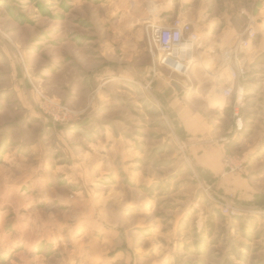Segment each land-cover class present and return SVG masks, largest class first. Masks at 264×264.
Wrapping results in <instances>:
<instances>
[{"label": "rangeland", "instance_id": "rangeland-1", "mask_svg": "<svg viewBox=\"0 0 264 264\" xmlns=\"http://www.w3.org/2000/svg\"><path fill=\"white\" fill-rule=\"evenodd\" d=\"M124 1L0 0V264H264V143L236 171L245 169L256 189L247 202L215 194L195 175L168 96L153 82L162 71L170 90L169 81L188 74L154 67L145 50L127 52L123 28L133 8ZM180 1H168L176 7L172 19L188 8ZM226 2L241 36L264 4L209 0L204 16H219ZM150 3L158 4L138 7L144 29L161 20L146 19ZM201 7L193 3L188 11L191 25L201 41H212L202 37ZM255 41L264 47V30ZM236 45L227 52L238 53ZM257 54L240 55L247 63L242 124L252 135L264 95V65H254L264 53ZM145 62L150 75L141 83ZM192 77L191 105L206 111L220 135L236 138L230 115L192 98L215 99ZM40 96L78 112V119L66 126L45 120L36 110ZM242 152L240 146L230 154ZM223 206L236 214L224 216Z\"/></svg>", "mask_w": 264, "mask_h": 264}, {"label": "crops", "instance_id": "crops-1", "mask_svg": "<svg viewBox=\"0 0 264 264\" xmlns=\"http://www.w3.org/2000/svg\"><path fill=\"white\" fill-rule=\"evenodd\" d=\"M155 1H157L158 4L150 3L149 7L145 9L146 17H149L147 15H150V17L146 19L156 21L161 19L155 24H168L172 20V16L175 14L176 7L173 6L169 9L168 4L170 0ZM207 1L209 2V0H186L183 3L184 5L188 6L187 10L181 11L180 8H178L177 13L183 15L182 19L191 24V15L188 13V11L193 8V3H201V6L204 5V9L202 7L199 9L201 10V13L198 12L196 15L197 20L203 21V25H201L203 28L202 37L205 41L207 40V37L215 38L212 41H202L204 50L201 52V60L197 65L195 63L189 67L187 71L188 77L185 80L176 79L169 81V84H171L172 81L177 83L181 91L177 93L171 87V85L170 90H167L164 84V75L162 71L156 72L153 75V82H155L154 86L157 88L158 93H160L161 96H164L165 94L168 96L165 99L168 102L167 109L171 114L174 124L177 126L179 138L184 148V153L190 165L192 164L195 175L198 177L201 176L203 183L207 185L209 184L208 186L212 187L215 194H220L223 196L238 194L241 200L247 202L256 194V189L245 176V169L234 174L225 172L223 167V158L227 154L225 151V144L229 140L234 139L235 136L226 137L220 135L219 128L212 123L211 119L206 114V111H202L201 109L196 108L194 105H191L192 74V82L196 84L197 88H207L206 90H208L207 92L209 93L210 97L213 94L215 99L213 100L214 102H211V100H207V95L206 97L205 95L198 97V94H195V96L192 98L196 100L198 98L201 99L206 103V107L209 110H215L217 113L222 115V110L228 106L229 100L223 97L221 93V90L226 82V70L221 64V51L227 52L230 50L228 47L234 44L238 45L237 40H239V37L242 34H238L239 32L231 24V20L235 19L236 15L233 10H230V8H233L231 3H224L226 5L225 11L217 17H212L214 15H210L211 18L208 19L204 16V11L207 10ZM144 2L145 0L124 1L125 5L129 4V7L133 8V11L131 15L126 17L130 20L126 22L125 28H123V35L126 38L123 42V47H125L126 50H128L127 52L130 54H138L145 50L149 58L145 38L146 28L144 29L139 26V21L141 19L138 18V14H140L138 7L139 5L144 4ZM171 9L172 11L169 12ZM241 13L243 12L240 11V14ZM250 19V24L252 26L251 28L255 29L257 34L264 30V4L262 6L260 4V8L255 18L250 14ZM255 19H261V22H256ZM216 26L222 27L218 28L215 32V29L213 28ZM248 27L250 28V26ZM237 37L238 39L236 40ZM110 46L112 45L110 44ZM212 48L219 50V53L214 57L209 55L211 54V50H213ZM111 51H115V46H112ZM248 52H257L258 54L264 53V47H260V43L257 44L255 41L252 50L246 51L245 53L247 54ZM205 55H208L209 57L206 61ZM257 55L252 56L251 61H253ZM206 63H210V67H208L212 72H210V75L206 72V69H208ZM251 63L252 62L249 64ZM140 66L143 75L138 81L145 83L149 79L150 66L147 62ZM199 67L202 68L204 74L199 71ZM158 69L163 68L158 66ZM195 71H197L198 74L195 73ZM257 106L258 116L257 121H255L257 128H255L254 133L251 136L253 139L251 142V149H245V147H249L248 141L251 137L243 140L241 143V147L243 149L241 157L245 163L249 157L253 155L252 153H257L262 149L264 143V121H260V118L264 119V95L263 98L258 101Z\"/></svg>", "mask_w": 264, "mask_h": 264}, {"label": "built area", "instance_id": "built-area-1", "mask_svg": "<svg viewBox=\"0 0 264 264\" xmlns=\"http://www.w3.org/2000/svg\"><path fill=\"white\" fill-rule=\"evenodd\" d=\"M255 37L256 32L250 27L239 37L236 48L238 53L234 50L233 54L228 52L221 54V62H224L226 70V82L221 93L229 100L227 108L231 111L234 132H240L243 128L241 110L244 107L246 96L242 83L247 76V63L245 56L240 55L252 50ZM145 38L154 67L158 65L170 72L185 76L189 67L201 60L203 44L199 33L190 23L180 17L172 19L166 25L147 26ZM173 64L179 65L182 70L174 68ZM40 97L43 99V105L38 104L36 110L45 120L66 126L78 119V112L59 102ZM243 165L244 160L240 157L226 154L223 158L225 172L236 173ZM221 213L231 218L236 214V210L230 206H223Z\"/></svg>", "mask_w": 264, "mask_h": 264}, {"label": "trees", "instance_id": "trees-1", "mask_svg": "<svg viewBox=\"0 0 264 264\" xmlns=\"http://www.w3.org/2000/svg\"><path fill=\"white\" fill-rule=\"evenodd\" d=\"M254 65H264V58L260 57L258 59L255 60ZM245 82V81H244ZM243 82V83H244ZM243 85V84H242ZM244 87V86H243ZM253 91H257V88H255ZM247 108H252V105H246ZM245 110V108L243 107V109L241 110V115L243 114V111ZM222 114L225 116H231V111L229 108H224L222 110ZM243 119V118H242ZM253 117H251V121H252ZM237 136L236 138L229 140L226 144H225V151L227 154H230L232 152L238 151V149L241 146V143L243 140L249 138L252 135V130L251 128H249L248 130H246V128L243 126V128L241 129L240 132H236Z\"/></svg>", "mask_w": 264, "mask_h": 264}, {"label": "water", "instance_id": "water-1", "mask_svg": "<svg viewBox=\"0 0 264 264\" xmlns=\"http://www.w3.org/2000/svg\"><path fill=\"white\" fill-rule=\"evenodd\" d=\"M256 22H259V20H257ZM173 67L176 69L182 70V68L177 64H173ZM170 85L177 93H179L181 91L179 85L177 83H175L174 81H172Z\"/></svg>", "mask_w": 264, "mask_h": 264}]
</instances>
